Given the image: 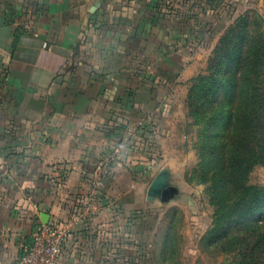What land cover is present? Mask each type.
Instances as JSON below:
<instances>
[{"label":"crops","instance_id":"0c3cea01","mask_svg":"<svg viewBox=\"0 0 264 264\" xmlns=\"http://www.w3.org/2000/svg\"><path fill=\"white\" fill-rule=\"evenodd\" d=\"M149 1L0 0V264L45 216L72 222V243L87 193H147L163 167L188 192L174 154L176 103L211 48L167 45L176 36L154 31ZM99 220L85 226L87 239L106 232Z\"/></svg>","mask_w":264,"mask_h":264},{"label":"trees","instance_id":"16d2710c","mask_svg":"<svg viewBox=\"0 0 264 264\" xmlns=\"http://www.w3.org/2000/svg\"><path fill=\"white\" fill-rule=\"evenodd\" d=\"M149 2L160 10L165 0ZM263 30L257 12L236 17L213 50L209 72L193 77L187 93L197 163L185 178L205 184L213 214L202 239L230 255L228 264H264V186L246 179L250 166H264Z\"/></svg>","mask_w":264,"mask_h":264},{"label":"rangeland","instance_id":"374dc122","mask_svg":"<svg viewBox=\"0 0 264 264\" xmlns=\"http://www.w3.org/2000/svg\"><path fill=\"white\" fill-rule=\"evenodd\" d=\"M257 4V0H250L249 3L245 0H165L167 11L154 9V31H172L176 37L168 39L167 45L171 47L204 44L211 48V51L207 50L201 55L205 58V68L199 73L207 74L220 36L236 17L246 12H257L264 18ZM166 14L169 18H166ZM161 16L163 20L168 19V27L159 20ZM215 36H218L217 40ZM3 76L2 67L0 80ZM190 83L191 80L183 89L185 93L181 92V100L176 103V109L181 111L183 119L180 123L183 124L184 119H189L186 100ZM183 124L175 132L178 147L174 154L186 162L184 175H190L197 163L194 148L197 127L185 125L188 134L183 140L180 135ZM246 179L250 185L264 186V166H250ZM171 182L178 187V193L167 202L157 198L148 201L146 193H127L122 198H114L110 193L109 198L105 196V201L102 193H98L95 199L87 193L82 209L89 213L79 217L81 232L72 238L58 264H228L230 255L222 254L220 247L214 249L206 246L202 239L211 225L213 214L205 184L188 183L190 188L187 192L181 189L177 176ZM90 206L94 209L93 214H90L91 208L88 209ZM99 206H109L110 210L104 209L103 213H98ZM102 214L105 215L104 222H107L106 232L87 239L85 226L100 222ZM70 244L73 247L71 252Z\"/></svg>","mask_w":264,"mask_h":264},{"label":"built area","instance_id":"2783aa9c","mask_svg":"<svg viewBox=\"0 0 264 264\" xmlns=\"http://www.w3.org/2000/svg\"><path fill=\"white\" fill-rule=\"evenodd\" d=\"M72 222H41L11 264H58L69 245Z\"/></svg>","mask_w":264,"mask_h":264},{"label":"water","instance_id":"95a60500","mask_svg":"<svg viewBox=\"0 0 264 264\" xmlns=\"http://www.w3.org/2000/svg\"><path fill=\"white\" fill-rule=\"evenodd\" d=\"M178 193V188L171 182V172L169 167L161 168L151 180L146 199L148 201L153 199H159L162 202H167L173 199ZM44 217V216H43ZM46 216L44 217L47 222Z\"/></svg>","mask_w":264,"mask_h":264}]
</instances>
